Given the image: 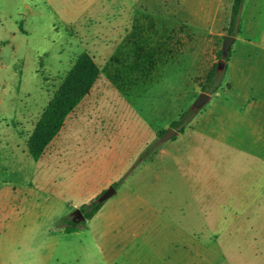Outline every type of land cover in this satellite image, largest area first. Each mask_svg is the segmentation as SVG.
Returning a JSON list of instances; mask_svg holds the SVG:
<instances>
[{"label":"rangeland","instance_id":"rangeland-1","mask_svg":"<svg viewBox=\"0 0 264 264\" xmlns=\"http://www.w3.org/2000/svg\"><path fill=\"white\" fill-rule=\"evenodd\" d=\"M230 2L0 0V195L26 198L22 264H264V8L252 39L246 2L222 85L203 88L223 57ZM145 16L155 43L169 44L151 72L121 89L103 70L33 158L28 139L79 54L104 69ZM203 92L212 96L196 107ZM188 108L192 120L163 140ZM102 184L93 199L113 185V206L65 234Z\"/></svg>","mask_w":264,"mask_h":264},{"label":"trees","instance_id":"trees-1","mask_svg":"<svg viewBox=\"0 0 264 264\" xmlns=\"http://www.w3.org/2000/svg\"><path fill=\"white\" fill-rule=\"evenodd\" d=\"M246 2L247 0H233L228 33L237 35L240 32L242 13ZM144 18L146 16L135 18L132 31L124 39V43L118 47L115 54L111 56L104 69L100 67L90 52L83 51L79 54L74 65L66 73L61 84L48 102L28 139V150L33 158L39 159L43 156L50 143L65 125L67 117L90 94L103 70L110 80L121 89L124 85L123 80L126 81L129 78L127 76L130 75V77L135 76L142 79L151 72L152 66H155V62L159 58L157 52L162 48L169 47V44L161 40H158L159 45L155 43V39L151 37ZM153 24L151 23L152 27ZM230 54L231 50L226 58L227 62ZM219 55L223 56V49L219 51ZM227 69L228 66L226 65L225 72L222 74L218 68V63H215L207 75L203 85L204 90L216 92L222 85ZM194 114V110L188 108L171 125L182 131L189 121L192 120ZM104 202L105 200L98 198L93 199L90 203L82 204L80 208L85 215V219L82 221L69 220L65 231L71 233L78 230L82 222L92 218L101 209Z\"/></svg>","mask_w":264,"mask_h":264},{"label":"crops","instance_id":"crops-1","mask_svg":"<svg viewBox=\"0 0 264 264\" xmlns=\"http://www.w3.org/2000/svg\"><path fill=\"white\" fill-rule=\"evenodd\" d=\"M216 1L218 2L224 0ZM231 4H233V0L232 3L230 2V5ZM263 8L264 0H247L242 33L247 35L249 38L254 39L252 37V33L262 30L261 25L259 26L258 19L260 17L259 11ZM58 136L59 134L55 137V139ZM109 181H112V178L107 180V182ZM104 188L105 184H102L101 186L94 185V187L90 190L91 194L88 195L87 199L92 200L97 195V193L102 191ZM7 190L8 191H4L0 195V199L5 200L6 202L3 203L2 207H0V264H22L19 258L15 257L16 255L19 257L20 253L23 254L27 245L30 244V241H27L26 239V231L29 228H27L24 222V218L27 213V209L24 207L26 198L24 194L12 192L10 189ZM127 197L130 198V196ZM70 205L73 206L74 204L70 202ZM112 206L113 203L108 201L107 203H104V205L96 214L104 213L105 211L110 210V207ZM113 215L118 216L116 212ZM151 229V226L145 227L146 231H150ZM45 230L47 233H52V230L49 227H47ZM62 231L67 234L65 228ZM75 233H79V230L69 234ZM51 236H53V234ZM42 247H44V245L41 244V248ZM11 253H13V256L10 255ZM10 257H12V259H10ZM47 261L48 260L43 262L41 259L40 264H49Z\"/></svg>","mask_w":264,"mask_h":264},{"label":"water","instance_id":"water-1","mask_svg":"<svg viewBox=\"0 0 264 264\" xmlns=\"http://www.w3.org/2000/svg\"><path fill=\"white\" fill-rule=\"evenodd\" d=\"M235 39H236V36L230 33L225 36V41H224V46H223V57L220 59L219 64H218V67L220 69L223 68L224 65L226 64L227 62L226 58L228 56L229 51L231 50L232 43L235 41ZM211 96H212L211 94L206 93V92L201 93L195 103V106L200 107L203 103H205L208 99H210ZM177 133H179V130L171 126L164 133V135L162 136V139L166 140ZM116 192H117L116 187L112 185L101 195L100 200H105ZM75 215H76V217L74 218L75 221H81L85 219V215L81 208H78L75 211Z\"/></svg>","mask_w":264,"mask_h":264}]
</instances>
